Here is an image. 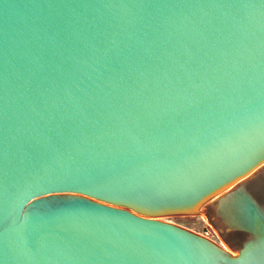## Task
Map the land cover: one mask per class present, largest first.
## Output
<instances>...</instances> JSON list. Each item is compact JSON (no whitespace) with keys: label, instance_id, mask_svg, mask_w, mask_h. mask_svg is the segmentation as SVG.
I'll use <instances>...</instances> for the list:
<instances>
[{"label":"water","instance_id":"95a60500","mask_svg":"<svg viewBox=\"0 0 264 264\" xmlns=\"http://www.w3.org/2000/svg\"><path fill=\"white\" fill-rule=\"evenodd\" d=\"M0 264H264V0H0Z\"/></svg>","mask_w":264,"mask_h":264},{"label":"rangeland","instance_id":"374dc122","mask_svg":"<svg viewBox=\"0 0 264 264\" xmlns=\"http://www.w3.org/2000/svg\"><path fill=\"white\" fill-rule=\"evenodd\" d=\"M160 218L190 228L209 236L219 243L229 246L219 231L211 224L204 214H172L160 216Z\"/></svg>","mask_w":264,"mask_h":264}]
</instances>
